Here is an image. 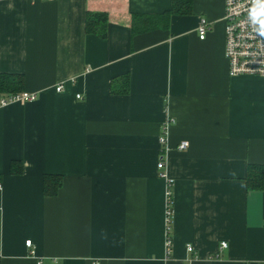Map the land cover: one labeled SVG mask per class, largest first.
I'll use <instances>...</instances> for the list:
<instances>
[{
	"label": "crops",
	"instance_id": "0c3cea01",
	"mask_svg": "<svg viewBox=\"0 0 264 264\" xmlns=\"http://www.w3.org/2000/svg\"><path fill=\"white\" fill-rule=\"evenodd\" d=\"M192 2L137 36L131 16L172 0L0 2V73L37 96L0 95V264H264V191L245 181L264 165V78L229 75L224 0ZM87 12L108 14L105 39Z\"/></svg>",
	"mask_w": 264,
	"mask_h": 264
},
{
	"label": "built area",
	"instance_id": "2783aa9c",
	"mask_svg": "<svg viewBox=\"0 0 264 264\" xmlns=\"http://www.w3.org/2000/svg\"><path fill=\"white\" fill-rule=\"evenodd\" d=\"M224 7L225 56L229 65V75L264 78V0H224ZM208 31V21L201 19L197 29L199 39L204 40ZM56 91L62 92L63 86L56 87ZM36 98L35 94L23 91L7 99H1V105L4 106L16 100L34 101ZM77 99H81V96L77 95ZM166 127L167 124L164 130ZM164 142L163 135L160 138V144L163 145ZM187 146L188 143L183 142L180 144V149H185ZM158 164L159 169L164 168L163 159ZM26 245L32 247V242L29 240ZM170 245L171 240L168 238L167 247ZM221 247L225 248L227 244L223 242ZM187 250L192 252V246H188Z\"/></svg>",
	"mask_w": 264,
	"mask_h": 264
},
{
	"label": "trees",
	"instance_id": "16d2710c",
	"mask_svg": "<svg viewBox=\"0 0 264 264\" xmlns=\"http://www.w3.org/2000/svg\"><path fill=\"white\" fill-rule=\"evenodd\" d=\"M192 0H172L171 8L160 14H133L130 19L132 36L144 34L153 30L167 31L170 29L174 16H187L192 14ZM85 18V31L102 39L107 36L108 14L104 12H87ZM119 81V80H117ZM112 83L113 94L125 95L129 91L128 76L122 77L119 84ZM24 78L21 75L0 73V95L7 99L22 92ZM10 173L20 175L23 173V164L14 160L10 164ZM1 181V176H0ZM245 181L248 189L264 191V165H249L246 170ZM63 178L59 175L46 174L43 178V193L46 197H55L62 187ZM169 204H171V199ZM170 206V205H169Z\"/></svg>",
	"mask_w": 264,
	"mask_h": 264
}]
</instances>
